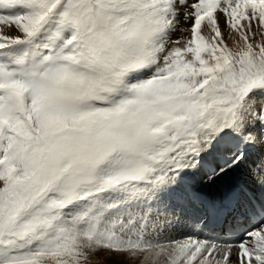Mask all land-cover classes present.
<instances>
[{
  "label": "snow or ice",
  "instance_id": "1",
  "mask_svg": "<svg viewBox=\"0 0 264 264\" xmlns=\"http://www.w3.org/2000/svg\"><path fill=\"white\" fill-rule=\"evenodd\" d=\"M0 264H264V0H0Z\"/></svg>",
  "mask_w": 264,
  "mask_h": 264
},
{
  "label": "bare ground",
  "instance_id": "2",
  "mask_svg": "<svg viewBox=\"0 0 264 264\" xmlns=\"http://www.w3.org/2000/svg\"><path fill=\"white\" fill-rule=\"evenodd\" d=\"M239 178H241V179L243 178V177H242V173H241V175H240V177H239Z\"/></svg>",
  "mask_w": 264,
  "mask_h": 264
}]
</instances>
